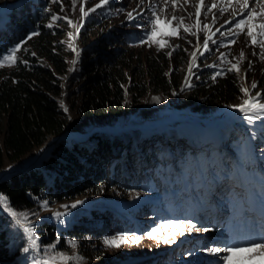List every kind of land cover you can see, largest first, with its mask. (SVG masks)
Segmentation results:
<instances>
[{"label": "trees", "instance_id": "obj_1", "mask_svg": "<svg viewBox=\"0 0 264 264\" xmlns=\"http://www.w3.org/2000/svg\"><path fill=\"white\" fill-rule=\"evenodd\" d=\"M96 1L89 0L87 4L91 6ZM47 3V0H27L8 15L0 14V54L10 45L19 44L15 62L0 66V171L8 164L21 166L36 149L66 130L71 117L65 112L61 97L66 85L77 76L84 82L72 89L71 95L80 97L77 111L81 119L111 125L130 123L132 120L126 116L141 105L149 91L172 93L182 83V76L174 73V64L188 59L187 50L178 47L169 51L166 47L150 46L146 52L138 51L142 33L137 23L129 20H121L122 25L101 33L96 42L90 43L93 24L96 26L98 22L93 17L79 36V43L84 46L82 59L66 82L65 75L70 71L68 57H73L74 52L66 51L60 21L53 23L48 15L50 10L46 12ZM49 24L52 27H48ZM259 72L260 66L252 63L248 81ZM201 75V80L180 95L181 106L191 105L195 114L208 116V111L232 103L244 93L242 88L246 85L234 70L226 69L214 78L209 73ZM70 108L75 109V103H71ZM148 115L150 113H143V116ZM201 138L195 136L197 147L193 148L189 140L173 128L169 136L158 134L153 139L142 129L122 135L95 132L85 141L62 139L40 166L0 180V193L8 197L11 208L17 213L39 207L46 198L61 201L89 190L113 198L112 201L98 200L91 211L85 208V217H80L67 233L56 231L48 224L39 231L45 239L41 244L58 238L63 242L66 234L77 235L91 257L86 264L104 263L101 253L114 249L104 246L103 232L109 236L120 229H132L135 218L141 220L142 213L125 204L127 190L132 192L129 191L132 187L138 190L142 184L155 183L153 190L160 192L161 198L165 197L166 191L160 186L176 187L174 184L180 181V176L174 179L175 173L183 169L189 171L191 159L187 158L199 148L201 153L197 152L194 173L206 177L213 169L216 176L219 174L209 162L217 163L216 155L221 152L223 159H219L223 162L228 152L215 143L207 150ZM155 140L160 143L154 145ZM259 140L255 138L256 142ZM173 158L181 159L177 167L180 171H172ZM28 246L25 233L12 218L0 212V264H21L15 260ZM120 248L119 251L123 247ZM40 252L45 257L41 248Z\"/></svg>", "mask_w": 264, "mask_h": 264}, {"label": "rangeland", "instance_id": "obj_2", "mask_svg": "<svg viewBox=\"0 0 264 264\" xmlns=\"http://www.w3.org/2000/svg\"><path fill=\"white\" fill-rule=\"evenodd\" d=\"M26 1L27 0H0V14L6 16L10 11ZM197 1L198 0H175L174 4L173 0H167V2L166 0H109L107 4L101 7V11L95 12V14L93 13L92 15L94 21L98 22H96V26L93 24L90 43L96 42L101 33H108L114 28L122 25L124 20L128 21L138 16H140V18L137 25L140 27L143 40H145L146 32L151 30V19L159 16L162 20L166 18L172 21V17L175 16L177 19L172 21V24L179 29L178 36L166 38L167 44L164 47L168 48L169 51L178 47L180 50L184 49L188 51L187 60L174 64L176 65L174 66L175 75L177 77L179 75L182 76V83L179 87L177 86L172 93L149 91V93L142 98L141 105L132 109L126 116L129 120H132L130 123H117L114 125L116 129L109 131L96 130L93 133L108 132L122 135L126 131L142 129L148 138L153 139L158 134L164 137L169 136L174 128L177 129L181 135L190 138V140H193L195 136H202L201 139L205 141L204 145L207 150L209 145L214 142L220 148L226 149L228 152L223 162L219 159H223L222 152L216 155V158L219 157L217 163L214 164L213 162H209L211 166L218 169L219 178L222 180L216 190L218 195L213 192V187L216 185L215 178L210 177L209 180H206L201 177L203 175L199 176L198 173H192V168L196 167V162L194 161L196 160L197 152L201 153V151H199L200 148L192 151L191 155L187 158V160L191 159V163L188 165L190 168L189 172L183 169L182 172L175 173L176 175L174 176V179H178L179 176V179L182 178L179 185L184 183L182 185L183 192L180 193V195L186 196L184 198L187 202L185 207L183 205L180 206L176 201L171 204L170 201L165 198H160V192L153 190L155 188V183L146 184L143 182L145 184H142L140 189L136 190V188L132 187L131 190H129L132 192H128L127 190L126 192L128 194L126 197L128 202L125 203L127 204L126 206L130 207V205H134L139 210L141 208H146V210L143 212L141 220L138 221V219L135 218V224L132 229H120L109 236L104 234L105 231L103 232V241L122 236L127 242L121 243L119 247L109 246L104 243V246L112 248L114 251L110 249V251L105 250L106 252L101 253L104 257V263L100 262L93 264H148L154 261H157L158 264H219L217 257L213 256L207 249L219 247L220 244L233 246L244 243V237L238 238V230H241L242 234L250 236V240H246V242L264 239V224L260 218L264 216V197L255 192V190L251 191L248 185V181L250 180L249 182L253 183V186L257 187L259 191L263 193L264 176H261V172L256 169L257 179L251 175L246 185L235 186L234 184L235 180L243 179L244 172L247 169L245 163L248 161L251 163V168L255 165L260 166L264 174V166L259 155L255 152L253 141L250 138L251 135H254L256 139H261L259 141L262 143V147H264V128L258 125L261 120H264V112L251 110V115L245 114V117H243L242 112L237 116H242L240 119L229 123L218 122L220 117L226 115L249 98L257 103L264 104V47L261 46V43L254 44L252 42V38L247 34V27L241 31L234 26V23L231 25L227 23L228 21L238 20V18L231 20V18L239 14L241 10V4L238 0H205L201 19L200 17L197 19L194 16ZM47 2L48 6L46 5V12L50 10L48 15L51 16L53 23H58V21H60L58 24L63 31L61 40L66 47V51L73 50L74 52L73 57H68L70 60V71L65 75V81L68 82L78 67V61L81 60L83 56L82 51L84 46L80 45L79 39L77 43L79 54H77V56L74 50L75 40H77L74 39V26L79 20L83 0H47ZM249 2L250 6L257 12L261 11V0H249ZM85 3H87V0H85ZM213 4L216 6L212 7ZM53 6L54 8H52ZM43 9L45 8L43 7ZM85 10H87V8H85ZM128 13H132V16L129 17ZM101 20H103V22L99 24ZM216 22H221L220 27L224 25V28L221 27L219 31H217L219 27L216 29L214 28ZM256 23H264V17H259ZM205 25L208 27L205 28ZM185 26L189 28L188 32L184 31ZM160 27L167 31L165 25L161 24ZM258 32L259 29H253V34L256 35L257 40L259 42H264V36L257 35ZM208 37H211L208 50L202 47L201 56H198L193 68L189 70L188 61L191 50L197 43L204 44V40ZM17 45L19 44L15 43L10 45L3 51L0 54V60H2L3 55L9 54L10 50L16 48ZM150 46L160 47L155 43H142L140 46H137V49L138 51L142 50L146 52L147 48ZM75 57H77V59H75ZM10 63L11 62H4V64ZM252 63H254V66H260V72L259 74L253 75L249 82L247 73L248 70L250 71ZM246 64L248 65L245 66ZM233 65L239 69V71L233 70L239 74L242 83L246 85L242 89H247V95L243 93L240 98L232 103L217 106L207 112V114H210L207 117L193 113L191 105L181 106V93L188 92L197 81L201 80V73H209V76L214 78L217 76V73L221 75L226 69H232ZM184 80L186 82H184ZM83 82L84 79L82 77H75L70 85L69 83L66 85L65 92L61 97L64 109L67 108L65 112L69 113L71 117V121L66 129H70L77 135L76 137H64V139L85 141L90 136L82 138L79 134H89L97 126L103 125L93 119H81L77 111L80 97L78 95L72 96L71 91L74 88L77 89L79 84L81 85ZM253 84H255L256 87H253ZM257 93H259V95H257ZM157 99L159 102H157ZM71 103H75V109L70 108ZM144 112L150 113V115L143 116ZM246 116H252L253 119L249 121ZM178 118H185V120L180 121ZM197 118H211L209 123L213 121L215 125L217 123L221 125L206 127L205 124L197 121ZM229 124L237 127V129H231L227 126ZM221 135L225 137L222 139ZM54 137L47 142H50ZM59 142L60 141L56 142V145ZM154 142V145L160 143L158 140ZM224 145H226V147H224ZM40 148L41 146L36 149L32 155L28 156L21 166L14 167L8 164V167L2 171H11L21 168L24 164L32 160L33 156L37 154ZM52 152L49 155H51ZM261 156L264 159V148ZM179 158H173L171 160L175 163L172 171H180L179 168H177L181 160ZM47 159L48 158L45 160ZM43 162L44 160L41 164ZM41 164L35 166H40ZM185 172L186 174H184ZM197 175L198 178H196ZM187 177L189 179H187ZM196 179L200 182V187L195 186L196 184L192 185V180L194 181ZM168 180L171 181L170 178H168ZM177 181L178 180H176L175 183ZM169 188L172 189V187ZM163 189L165 191L167 190L165 187ZM141 190L145 192L143 193ZM205 190L208 191V193L206 192V194H203ZM177 196L178 194H176V197ZM244 198H247L246 205L250 208L249 213L244 211ZM100 199L112 201L113 198L108 199L105 198L102 192H98L97 190L92 192L89 190L61 201L46 198L41 202L39 207L21 211L20 213H25L27 216L26 218L19 217V220L22 222L23 228L32 227L33 237L36 239V247H30L31 240L25 233L29 241V251L20 254L15 261L21 264L89 263L91 259L88 254L89 251L85 250L84 242L82 239L78 238L77 235L68 236L66 234L63 238V242H60V238H58L50 243L41 244L45 239L41 237L39 231L43 228L41 226L48 224L52 225V228L56 231L67 233L70 228L76 226V221H78L80 217H85V208L91 211L95 203ZM204 199H206L207 203L211 202V200H213V202L210 203V205H207V203L203 204ZM117 200L121 201L123 199L117 198ZM77 201H82V203L77 204L74 208L71 207V205L75 204ZM45 202H47L46 207L43 206ZM153 204L155 206H152ZM138 205L140 208L137 207ZM202 205H204V207ZM0 208L4 210L2 207ZM1 209L0 212L3 213ZM102 209L104 210L105 208ZM5 211L6 210H4V212ZM56 213H61L62 215L57 217L55 215ZM4 214L12 218L9 213V215H7V211ZM231 217H233L231 220L236 221V224L233 227L226 226L225 222L226 224H232V222L229 221ZM224 218H226L225 222ZM171 222H176L177 226H173ZM15 223L18 228L23 231V228H21L16 221ZM153 228L158 229V231L150 238L146 233ZM204 229H208V231ZM181 232L184 234L181 235ZM259 236H261V239ZM136 237H140V239L133 242ZM227 237H229L232 242L227 240ZM165 239L169 242L165 243ZM60 244L63 246L61 247ZM120 247L123 248L119 251V249H121ZM40 248L44 252L45 257L41 255ZM245 255H255L256 259L253 264H264V257L260 256L258 253H246ZM235 259L234 257V261ZM11 263L14 262H10L9 264Z\"/></svg>", "mask_w": 264, "mask_h": 264}, {"label": "snow or ice", "instance_id": "obj_3", "mask_svg": "<svg viewBox=\"0 0 264 264\" xmlns=\"http://www.w3.org/2000/svg\"><path fill=\"white\" fill-rule=\"evenodd\" d=\"M167 2V0H166ZM238 2L241 4V10L239 12V19L235 21H228L230 25L234 23V26L237 29H240L243 31L245 27L248 28V36L252 38V42L254 44L261 43V46L264 47V42H259L257 40L256 35L253 34V29H259V32L257 35L264 36V23H256V20L259 17H264V0H261V11L257 12L255 9H253L250 6L249 0H238ZM108 3V0H101L100 4L96 5V8H100L102 5H105ZM173 3L175 4V0H173ZM201 5H203V0H201ZM216 5L213 4L212 7H215ZM91 11H95L94 9H91ZM81 12L83 16H87L88 12L84 11L83 8H81ZM199 10L197 11V16H199ZM128 16L131 17L132 13H128ZM177 18L175 16L172 17V21H175ZM172 21H169L168 19H161L159 16L155 17L154 19L150 20L151 30L146 32V39L142 40V43H155L160 47H164L167 44V39L170 37H176L178 36L179 29L177 27H174L172 24ZM163 24L166 26L167 31L162 29L160 25ZM182 26V21H181ZM48 27H52L51 24L48 25ZM205 28L208 26L205 25ZM184 31L188 32L189 28L184 27ZM219 31V29L217 30ZM194 34V33H193ZM211 40V37H208L204 40L203 47L205 50H208V44ZM234 43V41H233ZM19 48V45L16 46V48L10 50L9 54L3 55L2 60H0V66H3L4 62H12L14 63V54L15 51ZM193 59H195V53H193ZM235 69L236 71H239L238 68H236L235 65H233L232 69H229V71H232ZM219 75V73H217ZM253 87H256L255 84H253ZM242 91L245 93V95L248 94L247 89H242ZM259 95V93H257ZM157 102L159 100L157 99ZM67 111V108L64 109ZM239 110L241 112H244L247 114L251 110H256L260 112H264V104L257 103L253 99L249 98L244 101L242 105L239 106ZM247 119L251 121L253 119L252 116H247ZM82 203V201H77L75 204L71 205V207H76L77 204ZM44 207L47 206V202L43 205ZM0 207H2L4 210H6L12 217L17 219V223H19V217H25L27 214L25 213H17L11 208L9 199L6 195L3 193H0ZM57 217H60L61 213L55 214ZM173 226H177L176 222H171ZM194 227V226H193ZM205 231H208V229H204ZM24 233H26L31 240L30 247L35 248L36 247V239L33 237V229L32 227H24L23 228ZM158 229L153 228L149 232L146 233L148 237H152ZM181 235L184 233L181 232ZM140 239V237H136L133 242H136ZM127 241L124 240V238L121 237H114L112 239L105 240L104 243L109 246H115L119 247L121 243H126ZM165 243H168L169 241L167 239L164 240ZM29 248H24V252H28ZM213 256H216L219 264H253L256 257L255 255H245L246 253H258L260 256L264 257V239H261L259 241H248L242 244L233 245V246H225V247H213L210 249H207ZM234 257L236 258L234 261Z\"/></svg>", "mask_w": 264, "mask_h": 264}, {"label": "bare ground", "instance_id": "obj_4", "mask_svg": "<svg viewBox=\"0 0 264 264\" xmlns=\"http://www.w3.org/2000/svg\"><path fill=\"white\" fill-rule=\"evenodd\" d=\"M84 11H86L85 8H84ZM86 17L87 16H83L82 12L80 11L79 20H78V22L75 23V26H74V39H77L78 38L80 27L82 25L83 20L84 19H87ZM202 47H203V44L197 43L195 45V47L191 50L190 56H189V61H188V68H189V70H191L193 68L196 60L198 59V56L200 55V53L202 51ZM193 53H195V59H193ZM75 59H77V57H75ZM243 103H241L240 105H242ZM240 105H238L237 107H235V109H233L232 111H230L228 114L220 117L218 119V122H220V121L221 122H224L226 120H229V121L230 120H237V119H240L242 116L245 117V113L244 112L242 113L239 110V106ZM250 112L251 111H249L247 114L249 115ZM241 113H242V116L241 117H237ZM210 123L215 125V123L213 121H211ZM63 134H64V137L65 138H68V137H76L77 136V135H75V132L71 131L70 129H66ZM55 146H56V143H55V140L54 139H52L50 142L44 143L41 146V148L39 149V151L37 152V154H35L33 156V158H32L31 161L35 165L41 164V162L43 160H45L49 156V154L53 151V149L55 148Z\"/></svg>", "mask_w": 264, "mask_h": 264}, {"label": "water", "instance_id": "obj_5", "mask_svg": "<svg viewBox=\"0 0 264 264\" xmlns=\"http://www.w3.org/2000/svg\"><path fill=\"white\" fill-rule=\"evenodd\" d=\"M184 82H186V81L184 80ZM112 129H116L114 127V125H111V124H103V125L97 126L91 133H93L96 130L109 131V130H112ZM63 133L64 132H62L60 135H57V136L54 137L55 138V143L58 142V141H61V139H64V134ZM79 133H81V132H79ZM91 133H89V134H83V133H81L79 135H81L82 138H85V137L90 136ZM33 166H35V164L32 161H30V162L24 164L21 168L14 169V170H11V171H0V180L5 179V178L9 177L10 175H12V174H14V173H16L18 171H21V170H24L26 168H30V167H33ZM2 212L5 213L6 211L4 212V210H2ZM7 215H9L8 212H7ZM12 218L17 222V219L16 218H14V217H12ZM17 224L21 228H23V224H22V222L20 220H19V223H17Z\"/></svg>", "mask_w": 264, "mask_h": 264}]
</instances>
